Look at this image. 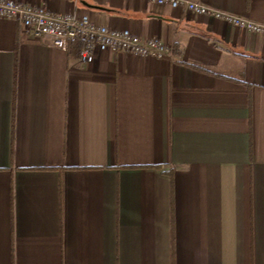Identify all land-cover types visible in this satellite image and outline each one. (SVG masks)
Listing matches in <instances>:
<instances>
[{
    "label": "crops",
    "instance_id": "obj_1",
    "mask_svg": "<svg viewBox=\"0 0 264 264\" xmlns=\"http://www.w3.org/2000/svg\"><path fill=\"white\" fill-rule=\"evenodd\" d=\"M172 48L68 49L0 17V264H264V35L147 0H17ZM264 24V0H201Z\"/></svg>",
    "mask_w": 264,
    "mask_h": 264
},
{
    "label": "built area",
    "instance_id": "obj_2",
    "mask_svg": "<svg viewBox=\"0 0 264 264\" xmlns=\"http://www.w3.org/2000/svg\"><path fill=\"white\" fill-rule=\"evenodd\" d=\"M160 5H170L184 12L222 19L231 25L264 35V24L215 9L201 0H147ZM0 17L19 21L36 37H47L59 48L68 49L69 43L80 44L79 59L90 63L103 51H122L138 57L160 58L172 48L158 38H142L130 29H115L98 25L84 14L61 13L47 5L36 6L17 0H0Z\"/></svg>",
    "mask_w": 264,
    "mask_h": 264
},
{
    "label": "trees",
    "instance_id": "obj_3",
    "mask_svg": "<svg viewBox=\"0 0 264 264\" xmlns=\"http://www.w3.org/2000/svg\"><path fill=\"white\" fill-rule=\"evenodd\" d=\"M75 46L77 47V50H78V52H79V49H80V44H79V42H78V41H75Z\"/></svg>",
    "mask_w": 264,
    "mask_h": 264
}]
</instances>
